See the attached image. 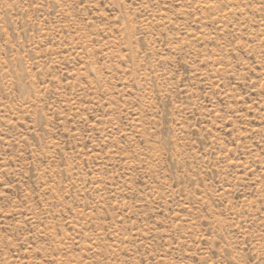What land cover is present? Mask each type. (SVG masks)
Returning a JSON list of instances; mask_svg holds the SVG:
<instances>
[{
	"label": "rangeland",
	"instance_id": "obj_1",
	"mask_svg": "<svg viewBox=\"0 0 264 264\" xmlns=\"http://www.w3.org/2000/svg\"><path fill=\"white\" fill-rule=\"evenodd\" d=\"M0 264H264V0H0Z\"/></svg>",
	"mask_w": 264,
	"mask_h": 264
}]
</instances>
